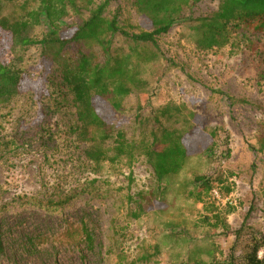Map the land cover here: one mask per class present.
I'll list each match as a JSON object with an SVG mask.
<instances>
[{"label": "rangeland", "instance_id": "rangeland-1", "mask_svg": "<svg viewBox=\"0 0 264 264\" xmlns=\"http://www.w3.org/2000/svg\"><path fill=\"white\" fill-rule=\"evenodd\" d=\"M133 1L111 0L104 16L118 15V25L132 34L148 31ZM187 1L183 20L157 38L163 57L142 66V88L123 100L122 111L97 102L128 141L149 139L157 111L166 116L175 106L189 121V147L210 148L209 134L218 129L213 152L192 154L160 189L141 157L89 162L71 96L59 104L56 65L49 62L46 74L38 46L7 51L10 41L0 35V60L22 79L20 94L0 110V264H244L243 254L264 234V35L240 30L227 46L201 51L191 22L213 14L218 3ZM18 4L0 0V17L19 13ZM45 33L40 27L28 35L40 40ZM112 48L126 52L127 43L116 35ZM197 176L213 180L214 189L201 196ZM64 199L69 203L59 210L34 206Z\"/></svg>", "mask_w": 264, "mask_h": 264}, {"label": "trees", "instance_id": "trees-1", "mask_svg": "<svg viewBox=\"0 0 264 264\" xmlns=\"http://www.w3.org/2000/svg\"><path fill=\"white\" fill-rule=\"evenodd\" d=\"M2 1L14 5L19 3V13L0 17V35L5 34L10 41L7 51L16 47L38 46L39 65L44 72L50 74L49 62L56 65L59 80L56 85L61 98L59 104H66L67 97L71 96L69 103L75 109L76 129L83 136L82 141L88 145L85 157L89 162L114 163L125 159L131 163L141 157L151 169L158 184L157 189H160L163 180L184 169L192 154L202 150L213 152L217 128L209 134L212 142L208 149L197 145L189 147L184 142V138L191 136V130H184L189 121L184 119L183 106L172 107L166 116L157 111L160 116L153 119L155 127L150 138L142 137L136 141H128L122 132H116L97 110V102L101 101L106 103L112 113L120 112L123 100L142 88V66L163 57L157 38L167 34L173 25L183 20V8L188 4L187 0H134L133 5L143 19L144 27L149 28L137 34L120 27L118 15L111 19L104 16L111 0L99 4L93 0ZM209 1L218 3L217 10L210 16L191 22L197 49H221L230 43L233 33L240 30L264 35V0ZM32 2L35 3L34 7H30ZM69 16L84 19L81 18L78 25L70 26L64 23V19ZM40 27L46 30L40 40L29 37V30ZM116 35L125 39L126 52L112 48V40ZM72 47L76 48L75 53L70 52ZM96 49L103 57L102 62H98ZM21 80V72L0 60V110L20 94ZM46 81L49 82V78H45L43 84ZM40 98L41 94L36 97V101H40ZM187 118H193V114L188 112ZM170 121L181 124L180 128L167 127L165 124ZM189 128L194 129L193 125ZM224 136L228 146V136ZM261 150L264 151V145ZM226 152L229 156V149ZM212 181L205 176L195 177L194 182L201 196L214 189ZM201 196L198 199H202ZM68 203V199H64L59 203H37L34 206L42 209L53 204V209L59 210ZM132 217L137 218L138 215L132 214ZM223 227L226 228L225 224ZM68 235L75 236V231ZM86 240L92 243L88 235ZM242 259L244 264H264V234L253 240ZM194 264L206 263L197 261Z\"/></svg>", "mask_w": 264, "mask_h": 264}, {"label": "built area", "instance_id": "built-area-1", "mask_svg": "<svg viewBox=\"0 0 264 264\" xmlns=\"http://www.w3.org/2000/svg\"><path fill=\"white\" fill-rule=\"evenodd\" d=\"M226 203H229V204H231V201H230V199H227V200H226Z\"/></svg>", "mask_w": 264, "mask_h": 264}]
</instances>
